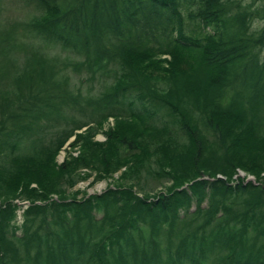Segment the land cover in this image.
<instances>
[{"label":"trees","instance_id":"obj_1","mask_svg":"<svg viewBox=\"0 0 264 264\" xmlns=\"http://www.w3.org/2000/svg\"><path fill=\"white\" fill-rule=\"evenodd\" d=\"M13 1L0 264H264V0Z\"/></svg>","mask_w":264,"mask_h":264},{"label":"rangeland","instance_id":"obj_2","mask_svg":"<svg viewBox=\"0 0 264 264\" xmlns=\"http://www.w3.org/2000/svg\"><path fill=\"white\" fill-rule=\"evenodd\" d=\"M30 13L28 12V9H23L21 5L13 0H1L0 2V21L1 20H7L9 22H22L25 19L29 17ZM5 28V26H2L0 23V30ZM161 59H169V57L164 56L161 57ZM113 124V119L108 118L102 123V127L99 130V132L95 135L94 139L97 141L104 140V135L102 133V130H105L108 126H111ZM73 140V136L68 139V141L63 146L64 148L59 151V153L56 156V162L59 163L63 160V157L67 154V150L70 152V154L76 155L77 150L76 149H70L68 143ZM118 172L116 174H113L111 177L96 181L94 183H90L91 177H88L87 179L83 181H79L75 186L70 188L67 191L68 196L71 195V193L76 192L75 196L76 198H80L82 196H86L88 194L92 193H99L100 191L104 190L107 186H112L115 184V180L118 177ZM238 176L242 178L244 181H252L255 182V178L253 175L247 174L241 170H238L236 175H234V179H236ZM162 190V189H161ZM54 197V196H53ZM26 202H23L21 204H25ZM19 202H17V205L19 207H23L24 205H21ZM20 210V208L18 209ZM17 210V211H18ZM14 221L16 224L20 222V213H15Z\"/></svg>","mask_w":264,"mask_h":264},{"label":"built area","instance_id":"obj_3","mask_svg":"<svg viewBox=\"0 0 264 264\" xmlns=\"http://www.w3.org/2000/svg\"><path fill=\"white\" fill-rule=\"evenodd\" d=\"M20 204L23 203V202H19ZM21 205H24V204H21ZM18 214L21 213V209L17 211Z\"/></svg>","mask_w":264,"mask_h":264}]
</instances>
